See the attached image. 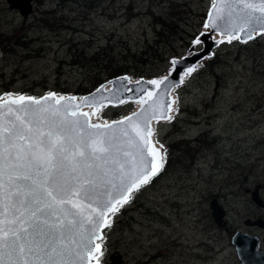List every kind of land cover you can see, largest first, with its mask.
<instances>
[{
    "label": "rangeland",
    "instance_id": "obj_1",
    "mask_svg": "<svg viewBox=\"0 0 264 264\" xmlns=\"http://www.w3.org/2000/svg\"><path fill=\"white\" fill-rule=\"evenodd\" d=\"M211 5L32 0L31 14L21 18L0 0V98L52 92L78 100L106 82L102 63L130 69L137 76L126 75L130 83L168 75L173 61L201 50L195 41L208 30ZM161 27L174 35L157 37ZM217 40L211 56L185 71L173 88L171 119L154 121L152 141L164 156L163 168L151 186L109 214L111 226L95 241L100 251L94 263L110 264L114 254L122 264H238L230 244L235 231L256 237L258 250L264 249V229L243 224L264 221V210L249 199L259 185L264 202V33L246 43ZM104 55L106 62L90 60ZM137 103L103 104L92 120L118 121ZM211 199L224 211L223 228L212 221Z\"/></svg>",
    "mask_w": 264,
    "mask_h": 264
},
{
    "label": "snow or ice",
    "instance_id": "obj_2",
    "mask_svg": "<svg viewBox=\"0 0 264 264\" xmlns=\"http://www.w3.org/2000/svg\"><path fill=\"white\" fill-rule=\"evenodd\" d=\"M212 8L205 27L226 19L229 43L264 33V0H213ZM147 95L148 108L102 124L78 111L75 97L0 98V264H84L100 251L94 241L111 226L109 213L164 165L149 125L171 117L156 92Z\"/></svg>",
    "mask_w": 264,
    "mask_h": 264
},
{
    "label": "water",
    "instance_id": "obj_3",
    "mask_svg": "<svg viewBox=\"0 0 264 264\" xmlns=\"http://www.w3.org/2000/svg\"><path fill=\"white\" fill-rule=\"evenodd\" d=\"M6 2L8 3L9 8L16 10L21 18H27L32 12V0H6ZM212 4H213V0H212ZM212 12H213V8L211 5L208 14L206 16L205 25L209 24V20H210L209 14ZM217 24H218L217 28L208 26L206 27L208 29L207 32H204L201 35H199L198 40L202 44L201 50L199 52L194 53L191 57H187L185 59L172 62L173 68L170 69L169 74L159 79V80H164V84L160 85L159 88H156L155 86L148 84L147 82L150 80H141L130 83L128 79L127 80L122 79L127 76H119L117 78H113L109 81L104 82L92 93L84 95L80 98L79 101L74 100L72 101V103L81 105L78 111L84 106L92 107V110L96 111L99 108V106L103 104H110L114 106L123 101H129V102L148 101V97L145 96V93L156 92L157 96L153 97V99L158 100V102L161 105H163L162 110L164 111L165 115L168 116V111H169L168 104L170 102L171 90L175 86H178L180 84V76H182V74L185 71L189 70L192 66H194V64L197 61L202 60L204 58H209L211 56L212 50L218 44V40L213 39L212 37L213 34L228 39L227 34L225 32V29L227 27L226 19L223 21H217ZM256 33H261V32L259 31L254 32L253 37ZM233 40H237V39H233ZM249 40L251 39L247 38V34L242 33L241 39L237 40V42L245 43ZM165 77L167 78L166 80ZM98 89L99 91H97ZM85 97L88 98V104H85L83 102V98ZM149 103L151 102L149 101ZM146 108H148V104L140 102V108L128 114L127 116H130L133 113L141 112L142 109H146ZM155 120H166V118L160 117L158 119H152L151 122ZM151 122L149 125L150 127H151ZM258 189H259V185H256L254 189L250 192L249 199L252 202V204H254V206H256L258 209L264 210V203L259 198ZM208 209L215 226L217 228H223L225 225L223 221L224 211L219 206V204L215 199H211L209 201ZM243 224L247 227H256L258 229H264V221L261 219H255L253 221L245 220ZM103 228L104 226L101 225L99 230L100 236ZM230 244L233 246V250L238 260V264H264V250L258 251V240L256 237L247 235L239 231H235L230 237ZM94 252L96 251L94 250L92 254H94ZM89 257L90 255L86 257L84 264H88ZM109 261L110 264H122V260L119 255H114V254L109 255Z\"/></svg>",
    "mask_w": 264,
    "mask_h": 264
},
{
    "label": "trees",
    "instance_id": "obj_4",
    "mask_svg": "<svg viewBox=\"0 0 264 264\" xmlns=\"http://www.w3.org/2000/svg\"><path fill=\"white\" fill-rule=\"evenodd\" d=\"M157 24H163V23L160 20H158ZM163 33H165L166 37L174 35L173 33L168 32L167 30H164V27H161V31L156 33V36L160 37ZM90 60H91V62H100V63H102V62L108 61V56L104 55L100 60H95L94 57H91ZM102 64H104V68L102 69L101 73L105 77L104 79L106 81L110 80V79H113L115 77L121 76V75H127L128 77L132 78V80L137 78V76L135 74L130 72V69L122 68L121 64H119V63H115L113 65H106L105 63H102ZM97 65H101V64H94L93 67H96ZM154 77H155L154 75H148V76L144 77V79H151V78H154ZM155 177H153L151 182L146 184V186H151V184L156 180Z\"/></svg>",
    "mask_w": 264,
    "mask_h": 264
},
{
    "label": "bare ground",
    "instance_id": "obj_5",
    "mask_svg": "<svg viewBox=\"0 0 264 264\" xmlns=\"http://www.w3.org/2000/svg\"><path fill=\"white\" fill-rule=\"evenodd\" d=\"M257 34V33H256ZM259 34V33H258ZM213 39H215V40H217V39H224L223 37H219L218 35H216V34H213ZM188 73V72H187ZM183 78H184V75H182V77H181V80H183ZM152 80H158V79H152ZM107 88V87H106ZM173 92V91H172ZM174 99V97H173V95L172 94H170V102H171V109H169V111H168V116H172L173 115V113H174V111H175V101L173 100ZM4 100H6V98L4 99ZM139 107V104L137 103L136 104V108H138ZM80 112H88L89 114H90V117H89V119H90V122L91 123H98V122H95L94 120H92V113H93V111H92V109L90 108V107H82L80 110H79ZM167 120H169V119H166V121ZM154 121H152L151 122V127H152V125L154 124L153 123ZM153 144H154V142H153ZM155 145V144H154ZM156 147V146H155ZM98 252H94V254H92V255H90V257H89V261H88V264H96V263H94L93 261H94V258H95V256H96V254H97Z\"/></svg>",
    "mask_w": 264,
    "mask_h": 264
},
{
    "label": "flooded vegetation",
    "instance_id": "obj_6",
    "mask_svg": "<svg viewBox=\"0 0 264 264\" xmlns=\"http://www.w3.org/2000/svg\"><path fill=\"white\" fill-rule=\"evenodd\" d=\"M259 190V189H258ZM247 191V190H246ZM259 195V194H258ZM249 196H250V193H249ZM260 198V197H259ZM263 202V201H262ZM264 203V202H263ZM250 221H253V220H250ZM254 228V227H253ZM264 250V249H263ZM259 251H261V250H259Z\"/></svg>",
    "mask_w": 264,
    "mask_h": 264
}]
</instances>
